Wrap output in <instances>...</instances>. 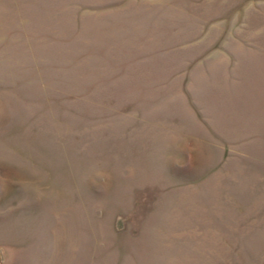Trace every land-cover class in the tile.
Masks as SVG:
<instances>
[{
  "label": "rangeland",
  "instance_id": "1",
  "mask_svg": "<svg viewBox=\"0 0 264 264\" xmlns=\"http://www.w3.org/2000/svg\"><path fill=\"white\" fill-rule=\"evenodd\" d=\"M0 264H264V0H0Z\"/></svg>",
  "mask_w": 264,
  "mask_h": 264
}]
</instances>
